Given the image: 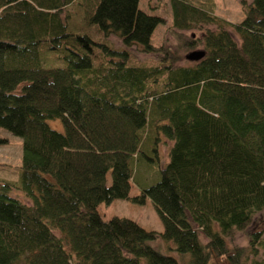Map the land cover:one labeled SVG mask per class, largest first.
<instances>
[{
  "label": "trees",
  "instance_id": "trees-1",
  "mask_svg": "<svg viewBox=\"0 0 264 264\" xmlns=\"http://www.w3.org/2000/svg\"><path fill=\"white\" fill-rule=\"evenodd\" d=\"M246 6L230 22L169 0L168 49L150 42L165 18L139 0H0V128L22 139L32 198L0 192V264H264V225L252 226L264 211V0ZM198 46V60L179 53ZM151 136L172 143L169 160L131 196ZM146 196L160 233L98 212ZM158 235L182 263L149 244Z\"/></svg>",
  "mask_w": 264,
  "mask_h": 264
},
{
  "label": "rangeland",
  "instance_id": "rangeland-1",
  "mask_svg": "<svg viewBox=\"0 0 264 264\" xmlns=\"http://www.w3.org/2000/svg\"><path fill=\"white\" fill-rule=\"evenodd\" d=\"M195 5L210 9L218 17L230 22H239L245 15L247 4L251 0H189ZM139 8L149 14H154L165 18L159 23L151 35L150 42L156 46H165L168 49L178 47L179 38L172 27V17L170 15L169 0H139ZM214 27V26H212ZM186 35L200 36L201 31L195 30L185 32ZM111 42L118 46L120 41L114 35H110ZM196 49H201L198 46ZM193 49V50H196ZM138 59H152L158 55L155 53H143L130 48ZM192 51V50H190ZM189 51L180 50V54L186 55ZM163 53H159L162 55ZM182 60L181 63H185ZM53 63L62 66L61 59L55 61L42 60V65L49 66ZM47 64V65H46ZM48 124L53 129L63 131V124L60 119H47ZM0 137L6 141L0 144V192L5 190L8 195L18 198L25 203H32V198L27 197L20 181L19 168L22 157V139L7 130L0 128ZM172 143L164 138L155 139L151 136L147 145L143 146L140 156L134 159V174L131 183L130 195L136 196L141 190L157 182L160 178L159 169L166 165L169 160V147ZM6 182H10L9 187H4ZM98 212L103 219H110L113 216L127 217L133 219L147 230H154L160 233L163 230L160 215L149 197H144L142 202L130 199H114L109 203L102 202L98 205ZM264 225V211L255 219L253 228ZM234 241L238 244H246V238L242 232H238ZM149 244L160 252L174 256L182 263V256L174 249V243L164 240L160 235L148 240ZM231 245V243H229Z\"/></svg>",
  "mask_w": 264,
  "mask_h": 264
},
{
  "label": "water",
  "instance_id": "water-1",
  "mask_svg": "<svg viewBox=\"0 0 264 264\" xmlns=\"http://www.w3.org/2000/svg\"><path fill=\"white\" fill-rule=\"evenodd\" d=\"M204 55V51L202 49H196V50H192V51H189L186 55H185V58L187 60H198L200 59L201 57H203Z\"/></svg>",
  "mask_w": 264,
  "mask_h": 264
}]
</instances>
